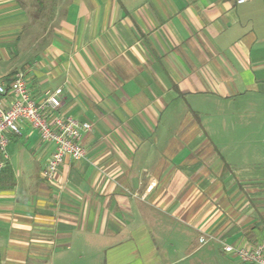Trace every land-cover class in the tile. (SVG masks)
<instances>
[{
	"label": "crops",
	"instance_id": "1",
	"mask_svg": "<svg viewBox=\"0 0 264 264\" xmlns=\"http://www.w3.org/2000/svg\"><path fill=\"white\" fill-rule=\"evenodd\" d=\"M19 72L91 129L52 181L53 146L7 134L0 264L81 245L101 264H238L224 245L264 240V0H0V79Z\"/></svg>",
	"mask_w": 264,
	"mask_h": 264
},
{
	"label": "built area",
	"instance_id": "2",
	"mask_svg": "<svg viewBox=\"0 0 264 264\" xmlns=\"http://www.w3.org/2000/svg\"><path fill=\"white\" fill-rule=\"evenodd\" d=\"M244 2L237 0L238 4ZM59 107L60 100L56 92H46L40 100L33 99L24 72L15 74L9 80L0 79V171L8 158L7 134L20 135L22 123L37 132L44 143L53 146L52 154L42 170L45 180H53L66 157L76 160L84 157L81 140L91 126L58 113ZM223 249L233 255L238 264H264V240L254 246L224 245Z\"/></svg>",
	"mask_w": 264,
	"mask_h": 264
},
{
	"label": "rangeland",
	"instance_id": "3",
	"mask_svg": "<svg viewBox=\"0 0 264 264\" xmlns=\"http://www.w3.org/2000/svg\"><path fill=\"white\" fill-rule=\"evenodd\" d=\"M81 252V259L75 260L78 256L75 255ZM55 264H61V262H56ZM62 264H101V250L91 249L90 246H76L73 251L69 254L67 263Z\"/></svg>",
	"mask_w": 264,
	"mask_h": 264
}]
</instances>
